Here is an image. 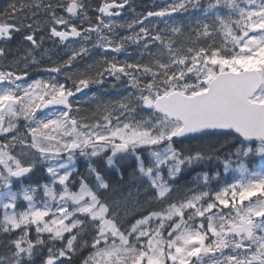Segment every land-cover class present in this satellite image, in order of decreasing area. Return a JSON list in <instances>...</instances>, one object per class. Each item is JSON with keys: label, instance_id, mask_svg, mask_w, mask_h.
I'll return each instance as SVG.
<instances>
[{"label": "snow or ice", "instance_id": "obj_1", "mask_svg": "<svg viewBox=\"0 0 264 264\" xmlns=\"http://www.w3.org/2000/svg\"><path fill=\"white\" fill-rule=\"evenodd\" d=\"M126 8L0 9V264H264V0ZM46 39L68 50L31 79Z\"/></svg>", "mask_w": 264, "mask_h": 264}, {"label": "flooded vegetation", "instance_id": "obj_2", "mask_svg": "<svg viewBox=\"0 0 264 264\" xmlns=\"http://www.w3.org/2000/svg\"><path fill=\"white\" fill-rule=\"evenodd\" d=\"M10 2H12V0H0V9H3L5 8ZM90 3L95 6V4L97 3V0H90ZM19 39V37L17 38ZM13 44H15V42H13ZM52 47H53V43L51 41H49L48 39L45 40V43H44V48H47V49H50L49 53H48V56L50 55L51 51H52ZM55 55H64L63 52L60 50V49H57L55 52H54ZM38 68H34L32 69V75H31V79H35L37 76H35V73L37 71ZM63 77H61L60 79H62Z\"/></svg>", "mask_w": 264, "mask_h": 264}, {"label": "rangeland", "instance_id": "obj_3", "mask_svg": "<svg viewBox=\"0 0 264 264\" xmlns=\"http://www.w3.org/2000/svg\"><path fill=\"white\" fill-rule=\"evenodd\" d=\"M83 99L84 100L82 101V103H86L89 101L90 103H93L94 105H96L97 100H102V101L112 100V99H108L106 97L104 99L101 95L96 94V93L90 94L88 97H84ZM87 254L88 253L84 254V256H86ZM75 258H76L77 262L79 263V261H80L79 256L77 255ZM37 264H39V260H37Z\"/></svg>", "mask_w": 264, "mask_h": 264}, {"label": "trees", "instance_id": "obj_4", "mask_svg": "<svg viewBox=\"0 0 264 264\" xmlns=\"http://www.w3.org/2000/svg\"><path fill=\"white\" fill-rule=\"evenodd\" d=\"M199 170H200V169H199ZM193 174H194V173H192L191 175H193ZM191 175L183 177L181 182H183V181H185V180H189V179H191ZM86 253H87V250H85L82 254H86ZM76 262H77V260H76V258L74 257V258H73V264L76 263Z\"/></svg>", "mask_w": 264, "mask_h": 264}]
</instances>
